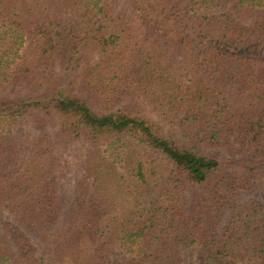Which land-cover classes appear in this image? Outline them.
<instances>
[{"label":"trees","instance_id":"trees-1","mask_svg":"<svg viewBox=\"0 0 264 264\" xmlns=\"http://www.w3.org/2000/svg\"><path fill=\"white\" fill-rule=\"evenodd\" d=\"M262 190L264 0H0V264H264Z\"/></svg>","mask_w":264,"mask_h":264},{"label":"rangeland","instance_id":"rangeland-1","mask_svg":"<svg viewBox=\"0 0 264 264\" xmlns=\"http://www.w3.org/2000/svg\"><path fill=\"white\" fill-rule=\"evenodd\" d=\"M199 150L201 151V149H199ZM208 154L211 156H215V157L220 155L219 152H215V151H209ZM67 182L69 183L68 188H73V185H74L73 180L69 179ZM256 198L259 199L264 204V190H262L259 193V196ZM181 254L183 257L182 264H208L205 261L204 256L201 253L200 248H198L196 246H194L190 249L182 250Z\"/></svg>","mask_w":264,"mask_h":264}]
</instances>
